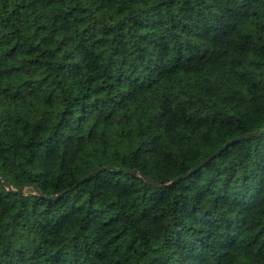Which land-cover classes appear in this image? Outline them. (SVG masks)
<instances>
[{"label": "trees", "instance_id": "obj_1", "mask_svg": "<svg viewBox=\"0 0 264 264\" xmlns=\"http://www.w3.org/2000/svg\"><path fill=\"white\" fill-rule=\"evenodd\" d=\"M263 128L264 0H0V264H264V133L118 171Z\"/></svg>", "mask_w": 264, "mask_h": 264}, {"label": "water", "instance_id": "obj_2", "mask_svg": "<svg viewBox=\"0 0 264 264\" xmlns=\"http://www.w3.org/2000/svg\"><path fill=\"white\" fill-rule=\"evenodd\" d=\"M262 133H264V128L262 130L259 131H254V132H250V133H246L237 137H234L232 139H230L228 142H226L224 145H222L220 148H218L217 150H215L213 153H211L209 156H207L205 159H203L199 164H197L193 169H191L190 171H188L185 174H181L178 175L172 182L170 183H166V184H161L157 181H155L153 178L147 176L146 174H144L143 172L137 170V169H130L128 167H121L118 169V171H122V172H126V173H138L140 174L142 177H144L147 181H149L151 184H154V186L156 187H161V188H167L170 185L176 184L179 180L181 181L182 178H186L190 175H192L194 172L198 171L200 168H202L203 166H205L210 160L214 159L215 157H217L219 154L222 153V151H224L225 149H227L230 145H232L233 143L251 137V136H257V135H261ZM105 170H113L112 167H108V166H101L99 168H97L96 170L92 171L91 173H89L88 175H86L85 177L81 178L79 182H83L87 179L92 178L93 176H95L96 174L105 171ZM0 178H2L4 184L6 185L5 187H7L8 189H11L15 192H21L23 191V189H15L11 186V184L5 179V177L0 176ZM52 198H57L58 196L54 195L51 196Z\"/></svg>", "mask_w": 264, "mask_h": 264}]
</instances>
